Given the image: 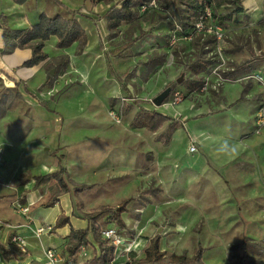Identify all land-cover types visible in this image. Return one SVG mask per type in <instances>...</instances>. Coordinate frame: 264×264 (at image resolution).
Returning <instances> with one entry per match:
<instances>
[{"label": "rangeland", "instance_id": "1", "mask_svg": "<svg viewBox=\"0 0 264 264\" xmlns=\"http://www.w3.org/2000/svg\"><path fill=\"white\" fill-rule=\"evenodd\" d=\"M65 1L23 3V12L36 15L35 22L42 11L68 17L70 8L79 9L81 14L79 21L87 37L84 46L79 48L74 42L58 48L55 37L44 46L48 54L43 61L44 78L40 91L35 87L33 92L47 100L55 113L39 105L33 96L25 94L16 101L11 96L13 87L1 80L0 99L14 103L16 111L0 118V132L19 138L25 128L32 127L23 161H32L34 172L50 171L45 155L59 148L56 154H64L70 184H94L91 190L81 192L80 198L71 194L75 214L129 198L128 210L122 214L126 227L98 221L101 229L114 226L123 241L115 248L112 264H134L156 233L161 235L160 249L167 253L192 256L198 245L202 246L204 264H231L229 246L247 236L253 246L251 255L264 264V126L256 125L257 114L264 116V84L245 76L254 72L264 77V21L241 18L239 25H229L224 32L229 38L241 31L249 33L250 51L257 61L247 64L249 49L244 48L234 57L217 54L218 62L203 75L206 88L189 94L182 86L190 76L183 69L189 55L180 53L179 61L174 57L173 62L168 57L171 11L158 22L156 17L142 20L139 29L123 24L119 33L110 37L104 17L109 4ZM140 28L145 35L129 48L120 49L121 44L138 36ZM113 49L114 54L109 55L113 69L126 74L123 81L129 86L128 95L107 72V55ZM159 53L165 54L161 64L154 61ZM63 60L66 62L60 63ZM230 60L242 63L244 70L225 76ZM180 75L183 79L177 83ZM167 86L169 94L163 104L155 106L152 98ZM242 88L249 102L233 105ZM176 92L179 99L174 103ZM133 98L146 108L183 121V126L172 133L167 144L155 139L166 123L155 133L129 126L137 110L131 105ZM4 111L0 104V116ZM13 122L14 129L9 128ZM225 139L235 147L234 153L218 152ZM191 145L194 152L189 151ZM2 160L6 159L2 156ZM24 175L18 179L24 180ZM56 189V184L50 183L41 201ZM62 252H66L65 247Z\"/></svg>", "mask_w": 264, "mask_h": 264}, {"label": "trees", "instance_id": "2", "mask_svg": "<svg viewBox=\"0 0 264 264\" xmlns=\"http://www.w3.org/2000/svg\"><path fill=\"white\" fill-rule=\"evenodd\" d=\"M11 1L16 4H23L26 2V0ZM92 1L95 4L101 2L104 4L107 3V5L109 4L104 17L106 20V29L110 37L116 36L123 24H127L130 27L136 26V28H138L142 20L146 21L147 19H151V17H156V21L158 22L161 21L160 19L166 18L167 12L171 11L173 19L168 21L169 30L171 31L166 45L169 54L173 55V59L175 57L179 61L180 53L184 56L189 55L183 69L188 71L190 76L182 81V86L189 94L201 92V89L205 84L203 75L208 73L211 67L218 62L215 35L205 32V28L200 31L195 29V24L200 17L205 14L206 7H209L210 18L205 27L221 26L223 29V39L220 42L221 54L232 55L241 51L243 48L251 50L249 45V37L251 36H249V33L241 31L230 38L224 33L227 26L239 25L241 18L248 19V16L245 14V8L243 7V0ZM152 1H154V4H151ZM60 5L67 8V6L62 3ZM67 11L69 14L68 17H62L59 15L49 16L46 13L41 12L37 22L26 28L10 27L7 17L0 14V29L2 30L3 39V46L0 48V52L10 53L16 48H29L31 55L22 65L32 67L39 65L47 59L48 54L44 51V46L50 37L56 38V46L58 48H67L74 42L79 43V48H81L86 44L87 37L84 26L79 21L81 15L80 11L79 9L70 8H67ZM176 27L180 28L178 32L176 31L180 39L171 45L170 38ZM252 32L253 34L256 33L255 30ZM144 35L145 31L140 28L138 36L121 44L120 49L129 48ZM188 35H191L190 40L182 39V36ZM223 42L228 44V46L226 47ZM182 43H185V45ZM186 45H188L191 50H186ZM113 51L114 49L107 55L106 61L108 75L109 77L117 79L120 83L121 90L128 95L129 88L123 81V77L126 74H117L113 69L112 61L109 56ZM156 57L157 58L155 59L153 58L155 63L161 64L164 61L165 54L159 53ZM252 60L253 57H250L248 62ZM65 62L66 60L60 61V63ZM228 63L230 70L225 72V76H235L236 73L243 71L245 68L242 63L236 64L233 60H230ZM57 64L58 63L56 62V65ZM253 73L246 74L245 76L253 75ZM14 85L13 89L16 90L18 82ZM37 91H40V87L37 88ZM245 91L246 90L242 88L240 99L244 98ZM24 92L33 96L43 108L55 113L54 110L50 108V104L47 100L38 97L36 93L30 92L27 88H24ZM14 95L18 97L20 94H18L16 90ZM49 100H53V98H50ZM131 105L137 106V110L133 115L129 126L133 128H143L149 132L155 133L164 123H166L164 129L155 135V139L162 144H167L171 139L172 133L178 127L183 126V121L180 122L173 116L158 112L154 109L146 108L140 104V100L138 99L133 98ZM131 105L126 107L124 111L127 112L131 108ZM58 149L59 148H57V150ZM57 150L55 151L57 152ZM63 155L64 154L62 153L57 155L58 169L56 171L32 176V179L35 182L34 187L50 183H54L57 186V189L51 193L50 196L40 202L42 206L53 205L57 201V196L61 194L69 193L78 195L79 193L85 190H91L94 187V184H70L68 173L62 158ZM128 201L129 198H125L117 205L98 206L81 214L88 220V227L85 229H71L70 233L67 235L65 242L66 252L63 253L65 258L64 264L77 263L81 246H84L89 250L90 257L86 260L87 264H112L116 246L102 237V229L98 221L102 219L104 224L114 223L123 228L126 227L122 214L128 210ZM78 203L80 204L81 202H77V204ZM72 212L75 214L74 210ZM68 220L69 217L66 215L58 216L53 229L64 225ZM160 239L161 235L158 233L149 238L147 245L143 249V257L136 260L134 264H204L201 259L204 251L202 246L198 245L195 254L192 256H187L184 253H167L160 249ZM252 247L251 240L247 236H243L240 241L231 244L229 246L231 264H261V262L251 255L250 250ZM26 253V251H19L16 254L26 255Z\"/></svg>", "mask_w": 264, "mask_h": 264}, {"label": "crops", "instance_id": "3", "mask_svg": "<svg viewBox=\"0 0 264 264\" xmlns=\"http://www.w3.org/2000/svg\"><path fill=\"white\" fill-rule=\"evenodd\" d=\"M24 7L25 5L15 4L11 0H0V14L7 17L9 25L12 28H24L34 24L36 21L34 19L36 15L31 17V14L23 12ZM243 7L245 8V14L251 18L250 21L253 23L260 21V19L264 21V0H243ZM2 46V30L0 29V48ZM239 52L232 54V56L234 57ZM30 55L29 48H16L10 53L0 52V78L11 87H14V84L18 82L16 90L20 95L16 97L14 95L16 90L14 89V94L11 95L16 101H19L25 94L28 95L24 92V88L33 92L35 87L36 89L39 88V84L44 78L42 67L45 62L32 67L22 65ZM250 57H253V60L250 62L258 60L256 59V54L249 50L248 58ZM250 62H247V64ZM234 87L237 88L236 86ZM238 91L241 90L238 89ZM240 95L239 93L237 102L233 105H237L239 101L249 102L248 99H240ZM0 104L1 109L4 108L5 110L4 115H1L0 118L10 114L14 110L16 111L14 103L11 105L9 101L0 99ZM8 127H13L14 129V122L13 125ZM30 132L32 133V127L30 129L29 127L25 128V131L21 133L22 136L20 135L19 138L9 137L5 132H0V151L3 159H6L5 162L2 159L0 161V220L3 222V225L0 226V234L4 233L0 236V254L2 252L0 264H46L43 258L46 248L55 247L63 255L62 249L65 247L66 237L71 229H85L88 227V220L86 218L73 214L72 204H75V201H73L69 193L57 196V201L53 205L42 206L40 204L47 194L49 184L34 187L35 182L32 176L56 171L58 169V154L56 153L58 152L53 154L47 153L45 155L51 166L50 171H47L45 168L34 172L32 161H23V159L27 158L25 151L30 143ZM29 158L32 159V155ZM18 160L19 162H17ZM21 173H25L24 180L18 179ZM78 197L80 198V193ZM16 207L20 209L17 210ZM22 209H25L26 212L23 213ZM60 215L68 216L69 220L64 225L53 229L56 219ZM27 223H30L31 227L37 224H48L52 229L47 234L34 237L31 231L25 228L24 225ZM17 231L25 236L26 255H17L16 253L19 250L15 244L10 242V235ZM58 264L64 263L60 262Z\"/></svg>", "mask_w": 264, "mask_h": 264}, {"label": "built area", "instance_id": "4", "mask_svg": "<svg viewBox=\"0 0 264 264\" xmlns=\"http://www.w3.org/2000/svg\"><path fill=\"white\" fill-rule=\"evenodd\" d=\"M151 4H154V1L151 2ZM210 18V10L209 7L205 8V14L202 15L200 17V19L196 22L195 24V29L200 31V30H204L205 28V32L209 33V34H214L215 38H216V45H217V53L219 56H222L221 54V48H220V42L223 39V29L221 26H208L207 28L205 27L206 24H208V19ZM180 30V28L176 27L175 31H173V35L170 38V44L173 45L178 39H180V37L177 35L176 31L178 32ZM182 39L184 40H190L191 39V35L188 36H182ZM169 59L171 60V62H173V55L169 54ZM253 77L255 78L257 81L261 82L262 84H264V77H262L259 74L254 73L253 75H249L248 77ZM207 82H205L204 86L202 87L201 91H203L206 88ZM175 95H177L178 97V92L175 93ZM178 98H175L174 103H176L178 101ZM111 114L116 117V112L114 110H111ZM257 121H256V125L258 127H262L264 126V116H262V113L259 112L257 114ZM189 151L190 152H194L195 151V147L194 145H191L189 147ZM2 159L1 156V151H0V161ZM17 208V207H16ZM20 208H17V210ZM22 212L25 213L26 210L22 209ZM28 220H30L27 217ZM3 225V222L0 220V226ZM25 228H27L28 230L31 231V234L34 237H40L43 234H47L51 231V226H49L48 224H37L33 227L30 226V223H27L26 225H24ZM101 235L102 237H104L106 240H108L110 243L114 244L116 247L119 246L120 244L123 243V241L116 235V230L114 228V226H110L107 225L105 228L102 229L101 231ZM10 242L15 244V246L17 247V249L21 252L26 251V239L25 236L22 235L21 233L14 232L10 235ZM63 255H61V253L59 252V250L55 247H50V248H46L44 251V255L43 258L45 260L46 264H58L60 262L64 263L63 261ZM90 257V253L89 250L84 247L81 246L80 248V252H79V257L77 260L76 264H87L86 260Z\"/></svg>", "mask_w": 264, "mask_h": 264}, {"label": "water", "instance_id": "5", "mask_svg": "<svg viewBox=\"0 0 264 264\" xmlns=\"http://www.w3.org/2000/svg\"><path fill=\"white\" fill-rule=\"evenodd\" d=\"M53 70L50 71V73H52ZM183 79V75H180L177 79H176V82L179 83L181 82V80ZM129 87V86H128ZM169 91H170V87L167 86L165 89H163L160 93H158L156 96H154L152 98V103L155 105V106H160L161 104H163L164 102V99L167 97V95L169 94ZM0 166H1V163H0Z\"/></svg>", "mask_w": 264, "mask_h": 264}, {"label": "clouds", "instance_id": "6", "mask_svg": "<svg viewBox=\"0 0 264 264\" xmlns=\"http://www.w3.org/2000/svg\"><path fill=\"white\" fill-rule=\"evenodd\" d=\"M235 151V147L229 143L228 139H225L218 149V152L221 153H234Z\"/></svg>", "mask_w": 264, "mask_h": 264}]
</instances>
